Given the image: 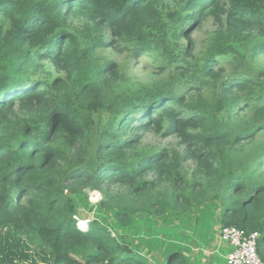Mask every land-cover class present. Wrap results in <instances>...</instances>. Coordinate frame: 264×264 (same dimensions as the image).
I'll list each match as a JSON object with an SVG mask.
<instances>
[{
  "label": "trees",
  "instance_id": "1",
  "mask_svg": "<svg viewBox=\"0 0 264 264\" xmlns=\"http://www.w3.org/2000/svg\"><path fill=\"white\" fill-rule=\"evenodd\" d=\"M192 214L259 232L264 261V0H0V264H156L139 222Z\"/></svg>",
  "mask_w": 264,
  "mask_h": 264
},
{
  "label": "rangeland",
  "instance_id": "2",
  "mask_svg": "<svg viewBox=\"0 0 264 264\" xmlns=\"http://www.w3.org/2000/svg\"><path fill=\"white\" fill-rule=\"evenodd\" d=\"M215 23L212 19L207 20L206 26L203 32V38H206L210 31L214 28ZM103 55L111 60L118 61L123 63L126 60V54L122 51L120 53L112 50L111 48H105ZM130 69L127 71L128 75L133 78L146 79L148 77V70L146 71L140 62L131 61ZM143 145L148 147H155L159 150H169L173 153L174 149L184 152V145L181 143L180 138L176 134H171L164 136L162 134H157L155 132H146L142 137ZM186 168L190 173L194 170L195 165L192 161L185 163ZM192 175V174H190ZM154 174H151L150 178H153ZM112 190V192L119 194L121 197L127 196L123 186L119 185H110L105 186ZM89 194L88 203L83 202L85 205L81 204L78 206L80 215L77 214L78 223L77 225L82 229H87L89 223L95 216L101 217V213H97V208L99 202L104 199V194L99 190H87ZM201 213V211H199ZM203 216V213H202ZM196 217V220L193 219ZM192 219H175V223L172 226H167L165 223H147L144 221L139 222L141 231L138 232L144 233L149 226V230H156L155 233H151L149 236L142 234L143 237H140L136 240L142 247V251L147 250L148 255L152 254L156 264H168L167 257L172 252L182 253L186 260L189 257H195L197 259L202 258L206 249H211L213 246V262L215 264H226L224 262L226 256L231 250V247H228L226 242L218 238L220 220L217 217L210 216L208 219H197L198 216L191 215ZM199 220V221H198ZM162 225H159V224ZM221 230V228H220ZM136 233V232H135ZM135 237L133 236V230L131 231V243L135 246ZM217 242L215 244V240ZM214 242V243H213ZM199 247V252L195 251V245ZM136 247V246H135ZM138 248V247H136ZM191 254H193L191 256ZM227 260V259H226Z\"/></svg>",
  "mask_w": 264,
  "mask_h": 264
},
{
  "label": "built area",
  "instance_id": "3",
  "mask_svg": "<svg viewBox=\"0 0 264 264\" xmlns=\"http://www.w3.org/2000/svg\"><path fill=\"white\" fill-rule=\"evenodd\" d=\"M220 235L232 247L226 264H264L258 253L259 232L246 234L237 226H221Z\"/></svg>",
  "mask_w": 264,
  "mask_h": 264
},
{
  "label": "crops",
  "instance_id": "4",
  "mask_svg": "<svg viewBox=\"0 0 264 264\" xmlns=\"http://www.w3.org/2000/svg\"><path fill=\"white\" fill-rule=\"evenodd\" d=\"M220 228H221V224H220V226H219V233H218V238L220 239V240H222V238H221V235H220ZM224 241V240H223ZM216 242H217V239L215 240V244H216ZM214 243V242H213ZM226 244H227V242H226ZM227 246L228 247H231V245L228 243L227 244ZM231 250H232V247H231ZM230 250V251H231ZM200 250H199V247L197 246V244L195 245V251L193 252V254L195 253V252H199ZM214 248H213V246L211 247V249L209 250V249H206V251H205V253H204V255H203V257L202 258H199V259H197V258H195V257H189V258H187V260H186V264H215L214 262H213V253H214ZM193 254H191V256L193 255ZM229 254V253H228ZM185 257V256H184ZM227 257V256H226ZM185 259H186V257H185ZM226 259L227 258H225V260H224V262H226Z\"/></svg>",
  "mask_w": 264,
  "mask_h": 264
}]
</instances>
